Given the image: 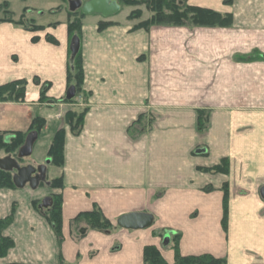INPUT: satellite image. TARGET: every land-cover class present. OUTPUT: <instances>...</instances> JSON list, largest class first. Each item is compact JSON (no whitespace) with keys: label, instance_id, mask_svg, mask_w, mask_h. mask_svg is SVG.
I'll return each instance as SVG.
<instances>
[{"label":"crops","instance_id":"crops-1","mask_svg":"<svg viewBox=\"0 0 264 264\" xmlns=\"http://www.w3.org/2000/svg\"><path fill=\"white\" fill-rule=\"evenodd\" d=\"M188 4L230 14L231 27L145 30L113 22L98 32L96 24H83L88 112L78 136L64 126L63 167H54L53 177L46 179L49 184L62 178L63 187L0 188V219L15 208L13 222L2 232L14 246L0 264H143L146 246L172 264L174 251L161 231L180 235L181 256L264 264V0ZM243 42H251L253 59L250 111H241L230 93L238 69L229 63ZM69 43L64 24L31 32L0 23V85L27 81L24 102H0V133L27 135L33 118L44 119L36 141L42 159H34L35 165L45 164L57 116L66 107ZM42 84H49L46 104L39 101ZM200 110L209 113L203 132L197 127ZM145 118L152 119L147 129L141 126ZM222 159L229 161L228 174L206 171ZM224 185L226 229L221 222ZM50 192L62 199L60 243L32 204ZM94 205L112 230L75 233L73 218ZM129 213L150 214L151 227H118L117 219Z\"/></svg>","mask_w":264,"mask_h":264},{"label":"trees","instance_id":"trees-1","mask_svg":"<svg viewBox=\"0 0 264 264\" xmlns=\"http://www.w3.org/2000/svg\"><path fill=\"white\" fill-rule=\"evenodd\" d=\"M126 6H139L146 5L151 13V17L136 24L134 27L138 29L148 30L151 26H172V27H205V28H228L232 25V16L230 14H221L212 9L201 8L188 4V0H119ZM232 0H224V3L229 5ZM8 6L7 3L0 5L1 7ZM9 13L8 18H0V23H14L16 25L24 27L31 32H37L43 30L42 27H29L26 28L24 23L20 20H13L12 13ZM128 20H134L139 18V12H133ZM74 20L67 23V33L72 37L77 35L81 38V17L85 15L82 13H74ZM78 16V17H77ZM56 24H53L55 26ZM114 25L112 22L103 23L100 22L97 25V31L102 32L107 27ZM46 40L52 44H57V41L50 35L45 36ZM33 41H37V38H33ZM251 60H253L251 58ZM83 60L81 49L75 56L73 61L69 60L66 74L67 87L74 86L76 89V95H85L83 91ZM36 85L39 84L37 78L33 79ZM26 80H16L4 85H0V101L2 102H17L22 103L25 99L26 92ZM20 87V88H19ZM49 88V84H42L40 86L39 101L45 102L46 92ZM65 103H72L66 99L62 100ZM88 112V108L84 107L81 111L68 112L65 116L66 126L72 135L78 136L83 128L84 118ZM209 113L207 111L200 110L197 112V127L200 132L206 129L208 123ZM45 125V121L40 117L32 119L29 132H36L39 134ZM8 136V137H7ZM7 137V138H6ZM25 133L13 132L11 134L0 133V151H3L7 156L13 157L17 155L18 149L23 145ZM64 142H65V130L62 128L56 131L49 143V147L46 153L47 159L50 161V165L53 167L61 168L64 164ZM209 173H223L229 172V161L222 159L219 164L206 169ZM48 187L51 189H61L62 178H57L49 182ZM0 188L15 189L16 187L12 181V173L4 172L0 170ZM207 190H210L207 189ZM52 206L48 211L42 213L47 223L51 226L57 241L60 243L62 240V199L61 196H54L52 198ZM36 211L38 209L39 202H32ZM228 189L227 185L223 186V216L222 226L226 229L228 218ZM15 208L13 207L8 217L0 219V259L5 257L7 252L14 246L13 241L2 235V232L13 222ZM73 231L77 232L79 229L96 230L100 232H108L112 230L111 222L103 215L100 208L96 205L92 210L85 211L77 214L71 221ZM161 236V234H159ZM179 234H175L172 237L171 249L174 251V261L172 264H227L224 258H216L211 255L200 256H181L178 252ZM143 264H168L161 256L159 251L153 246H146L143 251Z\"/></svg>","mask_w":264,"mask_h":264},{"label":"rangeland","instance_id":"rangeland-1","mask_svg":"<svg viewBox=\"0 0 264 264\" xmlns=\"http://www.w3.org/2000/svg\"><path fill=\"white\" fill-rule=\"evenodd\" d=\"M70 1L71 0H0V5L3 3L8 4V6L2 5L0 10V18L2 17L8 18L10 15L9 13L7 14L6 11L7 12L9 11L12 13L13 16L11 18H13V20L22 21L26 28L35 26V27H42L43 29H45L50 25L53 26V24L67 25L69 21L75 19V17L72 16L74 13L76 14L82 13L80 9L75 11H70L69 9ZM80 1L84 3L87 0H80ZM115 1L118 3L120 7V10L117 14L109 18H104L98 15H85L83 18L81 17L82 26L84 23L98 25L100 22L103 23L117 22L119 24L129 23L132 26H134L135 24L144 22L151 17L150 11L148 10L147 6L144 4L139 6H126L123 3H121L119 0H115ZM136 11L140 13L139 18L134 20H128V17H131L134 14L133 12ZM67 35L70 40L71 36L68 33ZM223 63H229V62H226L225 60ZM229 65L230 67H236L238 69V76L234 74L233 90L230 91V93H233L234 96L236 95V98L238 99V101L234 102V104H236L241 111H250L251 110V42H243L240 44V50L237 52V54H235L232 57L231 64L229 63ZM235 77H238V82H236ZM85 101H86V94L85 95L81 94L80 96L76 95L73 98L72 103L74 104L63 102L64 104H66V107H64V112H62L61 116L59 114L57 116V118L59 119V125L56 131L62 128L64 129V126H66V122H65L66 114L69 111L70 112L81 111L85 107L84 106ZM40 103L46 104L47 102L45 101ZM151 120L152 119L150 118H145V120L141 124L143 129H147L151 126L152 124ZM43 129L39 134H37L39 138L43 133L42 132ZM38 147L39 144L36 142L31 156L27 158L19 159L21 162L19 166L25 165L27 163L33 164L34 159L36 161L38 160L40 161V159H42L41 158L42 154L36 153L38 151ZM5 157L8 156L3 151H0V159ZM13 158H17V156L14 155ZM54 173H55V169L53 166L47 168L46 179L50 180L51 177H53ZM48 196L53 198L56 195L51 194L50 192L48 193ZM42 212H45V210H42ZM75 233L77 232L75 231ZM160 234L163 240L166 237L168 238L169 246H171V242H172L171 240L174 234L167 231H161Z\"/></svg>","mask_w":264,"mask_h":264},{"label":"water","instance_id":"water-1","mask_svg":"<svg viewBox=\"0 0 264 264\" xmlns=\"http://www.w3.org/2000/svg\"><path fill=\"white\" fill-rule=\"evenodd\" d=\"M70 11L80 9L84 15H98L104 18H109L117 14L120 10L118 3L115 0H87L82 3L80 0H71L69 2ZM80 50V39L74 35L70 39L69 52L70 61H73ZM76 96V89L74 86L67 88L65 99L71 101ZM36 132H29L23 142V145L17 151V158L5 157L0 159V170L4 172L13 173L12 181L16 188H23L28 185L31 189H36L39 183L46 179V168L50 163L46 159L45 164L33 168L31 166L20 167L17 159L27 158L31 156L33 146L37 140ZM37 175H36V174ZM34 175V176H33ZM36 175V176H35ZM261 197L264 199V188L260 191ZM52 206V198L50 196L44 197L38 209L42 214V210L48 211ZM153 218L147 213H129L120 216L117 219V226L127 230H143L151 227ZM164 243L168 242V238H164Z\"/></svg>","mask_w":264,"mask_h":264},{"label":"flooded vegetation","instance_id":"flooded-vegetation-1","mask_svg":"<svg viewBox=\"0 0 264 264\" xmlns=\"http://www.w3.org/2000/svg\"><path fill=\"white\" fill-rule=\"evenodd\" d=\"M16 156H17V155H16ZM17 162H18V164L21 163L19 159H17ZM40 165H42V164L35 165V164H32V163H27V164H25V165H20V167L31 166V167H33V168H37V167L40 166ZM13 174H14V172L12 173V177H13ZM35 174H36V173H35ZM36 175H37V174H36ZM36 175H35V176H36ZM33 176H34V175H33ZM46 185H48V184L46 183V179H45L44 182L41 181V182L39 183L38 187H44V186H46ZM39 204H40V202H39Z\"/></svg>","mask_w":264,"mask_h":264}]
</instances>
